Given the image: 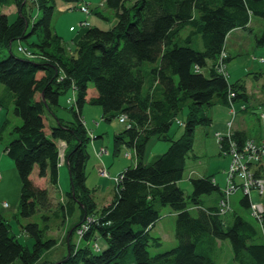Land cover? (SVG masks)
Returning a JSON list of instances; mask_svg holds the SVG:
<instances>
[{"label": "trees", "instance_id": "obj_1", "mask_svg": "<svg viewBox=\"0 0 264 264\" xmlns=\"http://www.w3.org/2000/svg\"><path fill=\"white\" fill-rule=\"evenodd\" d=\"M30 1L0 0V8L17 10L12 22L0 13V54L8 53L0 61V110L11 108L21 122L12 128L5 152L21 183L14 219L33 244H22L0 218V264H41L42 255L57 246L49 236L52 222L62 219L63 224L76 213L80 221L97 213L100 219L84 234L82 246L70 243L80 224L73 226L66 255L42 264H217L219 241L229 242L233 264H264V240L250 221L234 215L227 224L217 206H203V196L221 194L213 176L190 179L188 196L179 186L195 131L211 123L208 111L228 106L229 100L231 105L248 101L244 83L226 78V64L232 57L225 44L234 30L252 35L250 24L259 18L262 28L254 36V45L264 48V0H105L114 12L113 26L87 28L71 54L52 28L55 0ZM34 6L38 13L31 22ZM187 28L188 36L181 38ZM32 36L36 40L29 42ZM198 36L202 51L191 47ZM15 42L31 57L16 56ZM223 52L225 73L217 70ZM144 63L156 65L149 72L151 86L146 94ZM68 95L61 105L60 98ZM86 105L100 107L108 123L124 119L123 131L113 138V154L126 147L136 159L119 175L112 203L100 210L94 191L85 184L92 140L82 116ZM59 109L69 112L70 120L58 118ZM5 125L0 126V143ZM233 140L246 141L240 132L233 133ZM151 141L169 145L145 164ZM59 143L65 145L70 188L63 201L54 205L49 191L36 186L31 175L36 170L39 179L47 178L51 188H58ZM255 174L264 178V170ZM251 203L246 196L239 201L250 216ZM189 204L197 209L196 216L190 214ZM166 206L176 215L177 245L151 257L148 249L159 248L161 241L150 232L160 219V208ZM36 215L40 223L21 225V220ZM261 225L264 230V215ZM96 239L103 242L98 252L90 244Z\"/></svg>", "mask_w": 264, "mask_h": 264}, {"label": "rangeland", "instance_id": "obj_2", "mask_svg": "<svg viewBox=\"0 0 264 264\" xmlns=\"http://www.w3.org/2000/svg\"><path fill=\"white\" fill-rule=\"evenodd\" d=\"M35 1L36 0H32V2H35ZM32 2L30 1V3H32ZM99 4H100V1H99V3H96V5L93 6L91 10L92 11L98 10L99 14H103L104 16L108 17L109 20L113 19L114 18V12L112 10L108 9L104 5V1L100 5ZM33 8H36V6H34ZM36 10H37V8L35 9V11ZM10 11L12 12V10H10ZM33 11H34V9H33ZM1 12H8V11L6 10V8H0V13ZM69 13H79V12L76 10L75 11L71 10V11H69ZM34 14H35V12H34ZM16 15H17V13L9 14L8 18H9L10 22L14 21V19L16 18ZM56 16H57V14L54 17H56ZM35 18H36V16L34 15L31 22ZM93 18L94 19H100L98 14H95L93 16ZM85 20H87V19L85 18ZM256 20H257V22H255L253 24V27H252V29H253L252 30V36H251L252 42H250L249 45L247 42L245 43V46L242 48L244 50V52L242 54H237V53H234L232 51V53H231L232 59L228 63V65L231 63L229 65V66H231V68H229V66H228V70L226 69V73H228L230 69H232V72H233V75H232L231 79L229 80V82L232 83V82H235L236 80L239 79L241 82H245L249 89L251 88V85H252L253 88L251 90H253V91H255L256 88L260 87V83L258 84L257 81L254 80L252 73H253V71L255 72V71H258V69H260V68H258V63L264 64V48L263 47H256L254 45V36L259 35L261 32L260 30L262 28V27L261 28L258 27V22L261 23L262 20H260L259 18H256ZM100 21L104 24V26L102 27L104 30H108L114 24L112 22L109 23V22L105 21L102 17H101ZM86 22H88V21H86ZM80 23L78 24V28L80 30H86V27L81 26ZM70 31H74V29L71 28ZM188 34H189V29L187 28L180 33V36H181V38H186L188 36ZM247 35H251V34L248 33ZM35 40H36V37L32 36L31 38H29L28 41L31 42V41H35ZM76 42L74 43V45L76 44ZM16 44L17 43L15 42L13 45V49H12L13 53L16 56L21 57V54L16 52V49H15ZM74 47L75 46H72L71 48L68 47L69 54H71L73 52ZM191 47L195 50L202 51L201 39L199 36L194 38ZM6 55H8L7 52L1 53L0 54V61L3 60L6 57ZM252 60H255V61L257 60L258 63L252 62ZM154 67H156V65H153L150 63H144L141 67L142 73L145 77L143 94H146L148 92L150 86H151V80H150L149 72ZM249 71H252V72H249ZM259 71L263 72V80L261 81L262 82L261 84H264V70L260 69ZM207 73H208V70L203 71L204 75H207ZM226 78L229 79V77H227V76H226ZM250 92H252V91H250ZM65 98H66V96H63L60 98V103L63 106L65 103ZM253 104H254V100L251 99L249 101V105L253 106L256 109L253 108L250 110V113L246 115V118L248 119L246 121L251 127L254 128L255 131L256 130L260 131L261 125L264 126V118H263V120H261V116L264 117V105L257 106V105H253ZM56 114L62 118H70L71 117L69 112L65 111L64 109H59ZM235 114H236V111H235ZM183 115H184V112L181 116H179V121H181V118H183ZM82 116H83L84 124H86V128L89 132V137H91V139H92L90 141L89 146H88L90 157H89V160H88L87 165H86L87 180H86L85 184L89 189L94 191L93 192V200L96 204V207H97L96 209L100 210L103 207L111 204L112 201L114 200V197H115L116 192H117V185H118L117 183L114 182V179L116 178L115 176L118 177V174L120 172H124V170H126L129 166L130 167L133 166L132 162L130 161L131 159L129 158V155H128L131 150L129 151V149H127V148H121V151L118 155L113 154L114 134L121 132L124 129V126L121 125V122L118 119H114L111 121V123H108L102 119V110L100 107L88 106V105L85 106ZM179 121H177V122H179ZM232 123H233V121H232ZM97 124H98L99 128H97L98 127ZM14 127L15 126L12 125L10 132H11L12 128H14ZM231 127H232V124H231ZM231 127H230V129H231ZM204 128H208V127H199L195 131V141H194L193 151L189 155V157L186 161L183 178H182L181 182L179 183L180 188L184 192L185 196H188L191 192V186L189 184L190 179L202 178V176H215V177L219 176V179H222L223 170H225V166H226V163L228 161V163H227L228 169L225 172L226 173L225 186H224V188L220 189L221 194L218 198V202H217L216 206L219 208L220 201L225 200L227 203V208H226L227 211L225 213L226 215L224 214L225 216L223 217L225 222L227 224H230L232 221V217L234 215L241 216L242 218L250 221L256 227V229L259 230L261 237L264 240V230H263L262 225L259 222H258V224H256L255 220L251 218L248 210L243 209L239 205L240 199L244 196L242 190L240 188L232 190L231 187L228 185V171H229L231 159L229 156L224 155L222 153V151H220L219 144H218V142L216 143V141H217L216 135L219 133H214L213 139H211L210 137L208 138V136H206L204 134V131H203ZM175 129H176V125H174L171 128L170 133L172 134ZM180 131L177 135L180 134ZM263 133H264V127H263ZM92 134H95V136L100 135L99 136L100 139L94 140ZM219 135L222 136L221 134H219ZM4 138L7 139V135L4 136ZM94 141L100 142L102 145L101 149L108 151L110 153V157H105L104 155H100V153H101L100 150L95 151V155H96V157H95L93 150H92V143ZM168 145H169V143L164 142V141H151L146 147L144 162H146V163L152 162L156 157L160 156L161 154H163L167 150ZM58 148H59L60 157L62 156V158H63L65 145L63 143H61V144L59 143ZM218 148H219L220 157L218 155H216V153H215V152L218 153ZM149 149H150L151 153H149ZM131 152H133V151H131ZM66 170H67L66 171L67 172V178L61 179V182L57 186L58 188H57L56 193L53 192L52 189H50L49 185L47 187L49 189L50 196L52 198L54 205L61 203L63 201L62 196H64V193L61 194V192H59L60 191L59 188L62 189V192H65V193L69 191L70 183H69V176H68L67 167H66ZM102 171L107 172L106 177L101 175ZM250 196H251L252 201L254 203H260L262 200H264V197H262V198L259 197L258 193L255 191H253ZM216 199H217V193H214L210 196H203L201 198L203 206H205V207L212 206L214 204L213 201H215ZM4 206L6 207V204H4ZM188 208H189L190 214L192 216L197 215V211L194 209V207H192L189 204ZM99 214L100 213H97L96 215H93V216H88L85 221H80V219L78 218V213H76L75 216L72 219H70V221H67L63 224H62V219H58L57 221H53L52 222L53 228H51V231L49 232V236L51 238L56 239L57 246L54 249H52L51 251L42 255L41 264L44 262L55 263L58 260H60L63 256L66 255V252L68 249V243H69L68 233L70 230L73 229V226H75L77 224H80V225L77 227L75 234H73L72 231H71V233H69V235L73 234V236L71 237L70 243H72L74 245L82 246L84 243L82 240L84 234L89 231L90 226L92 224H98V222H99L98 219H100ZM175 218H176L175 212L169 206L160 208V219L156 222V225L151 230L150 235L154 238H160L161 246L159 248H149L148 249L149 255L151 257H153L159 253H164V252L170 251L171 249L176 247L177 243H176V240L174 238ZM29 222L40 223L39 215H36V216H34L28 220H21L20 221L21 225H25L26 223H29ZM12 225L19 232V228H20L19 225L20 224L18 225L15 221H13ZM80 231H82V232H80ZM20 242L25 245L24 238L22 240H20ZM219 243H220V246L218 248L219 250H218V255H217V259H216L217 264H233V261H232L233 256H232L231 247H230L229 242L228 241H219ZM32 244H33V240H31V245ZM90 244H92L93 247H94V245H97L99 250H100V246L103 245V242H102V240L96 239L95 241L91 242Z\"/></svg>", "mask_w": 264, "mask_h": 264}, {"label": "crops", "instance_id": "obj_3", "mask_svg": "<svg viewBox=\"0 0 264 264\" xmlns=\"http://www.w3.org/2000/svg\"><path fill=\"white\" fill-rule=\"evenodd\" d=\"M99 1H100V4L103 1L105 3V0H74L72 2H64L61 0H55V13L57 14V16L53 17L54 20L52 21V28H53L54 32L62 39L63 45L67 49H68V47L71 48L72 46H74V43L77 40H79L84 35V33L86 32V30H80L78 28V24L80 22L84 21L86 18L84 16V14H82L79 10H77L78 4L79 3H86L92 9V7L95 6L96 3H99ZM29 4H31V3L29 2ZM33 9H34V11H33ZM33 9L31 11L32 16H34V15L37 16V10L35 11L36 8H33ZM6 10L8 12H1V13L5 14L7 16H9V14L17 13L16 8L13 6L6 8ZM10 10H12V12ZM71 10H73V11L76 10L79 13H69V11H71ZM34 12H35V14H34ZM56 14H54V16ZM95 14H99V11L93 10L92 13L90 14L89 18H88V22L90 24V27H97V28L104 30L102 28L104 26V24L100 21L101 17L109 23L115 22L114 18L109 20V18L104 16L103 14L99 15L100 19H94L93 16ZM255 22H257V20H253L250 24V27H253V24ZM258 27L259 28L262 27L260 22H258ZM71 28H73L74 31H70ZM247 34H248L247 32H244L241 30H234L233 32H231L228 35L227 40H226V44H225V48H226V52H227L228 56L232 57L231 56L232 51L234 53H237V54H242L244 52V50L242 48L245 46V43L247 42L249 45V43L252 42V37H251L252 35H247ZM19 45L20 44L17 43L15 49H17V47ZM252 62L258 63L257 60L256 61L252 60ZM229 65L226 64L227 70H228ZM229 68H231V66H229ZM258 68L264 70V64L258 63ZM260 69H258V71H255V72L253 71V73H252L254 80L257 81L258 84L260 83L259 88H256V90L253 91V90H251L253 88L252 85H251V88L249 89L247 84L245 82H243L245 89H246V93L248 95V101L244 102V103L241 102V103L233 104L234 109L236 111V114L234 116L232 127L230 130H228V128H227V121L229 120L228 107L227 106L217 105L208 111V117L210 118L211 123L208 126V128H204V130H203L204 134L206 136H208V138L210 137L211 139H213L214 133H219L222 136L223 135L225 136L229 132H231V133L240 132V133H244L246 140L248 139V140H253L255 142H260L263 139V137H264L263 125H261L260 131L259 130L255 131L254 128L251 127L246 121V120H248L246 118V115L249 114L250 110L254 108L253 106L249 105V101L251 99L254 100L253 105H257V106L264 105V84H261L262 83L261 81L263 80V72L259 71ZM249 72H252V71H249ZM232 75H233V72H232V69H230L228 72V77H229L228 81L231 79ZM238 80H236V81H238ZM1 91H2V89L0 87V93H1ZM250 91H252V92H250ZM66 97L68 98L69 95ZM67 98H65V101H67ZM84 108L82 110V115H83ZM254 109H256V108H254ZM56 116L58 118H61V119L67 120V121L70 120V118H62V117L58 116L57 114H56ZM48 120L51 124H53L54 120L52 117L49 116ZM3 124H6V125H5V132L2 136V143L0 144V176H1V178H0V218H3L4 220H6L9 223L12 232L18 236L19 240H22L24 238L25 245L28 247H31V240L26 236V234H24L22 232L21 227L19 228V232H18L17 229L12 225L13 221L16 222V220L14 219V216L17 214V211H18L21 183H20V179L18 177V174H17V171L14 167L13 162L8 158V156L5 152V148L8 144V142L10 141V139H12V136H10L11 135L10 129H11L12 125L16 127V126H19L21 124V122L13 114L12 109L9 108L6 110L5 109L0 110V126ZM85 126H86V124H85ZM97 126H98V124H97ZM97 128H99V126ZM118 133H120V132H118ZM118 133H115L114 136ZM6 135H7V139L4 138V136H6ZM92 135H93L94 140L100 139L99 138L100 135H97V136H95V134H92ZM216 143H217V141H216ZM101 147H102V145L100 142L94 141L92 143V150H93L95 157H96L95 151H99L101 149ZM123 148H126V147H123ZM149 153H151L150 149H149ZM215 153H216V155H218L220 157L219 148H218V153L217 152H215ZM103 155L105 157H110V153L108 151H106V154H103ZM128 155H129V158L131 159L130 161L132 162V164L134 166L136 164V159H135L133 152L130 151ZM144 163L146 164V162H144ZM227 163H228V161H227ZM227 163L225 166V170H223L222 179H219V176H217V177L213 176V180H214L215 184L219 187V189L224 188V186H225V182H226V173L225 172L228 169ZM66 171H67L66 170V164L64 162V158H62V156H61L60 160H59V169H58V185L61 182L62 178L63 179L67 178V172ZM121 173L122 172H120L118 174V176ZM115 177H117V176H115ZM202 177H207V176H202ZM31 180L39 188L47 189L49 191V189L47 188L49 185L48 179L47 178L39 179L37 176L36 170L33 171V174L31 175ZM50 189H52V191L55 193L57 192V189H53L51 187H50ZM59 190H60L59 192H61V194L62 193L65 194V192H62V189L59 188ZM49 195H50V192H49ZM50 198H51V196H50ZM218 198H219V196L217 195V199L215 201H213L214 204L212 206L217 205ZM260 203H264V200H262ZM4 204H6V207L4 206ZM212 206H207V207H212ZM194 209L197 211L196 208H194ZM217 246L218 247L220 246L219 242H217Z\"/></svg>", "mask_w": 264, "mask_h": 264}, {"label": "built area", "instance_id": "obj_4", "mask_svg": "<svg viewBox=\"0 0 264 264\" xmlns=\"http://www.w3.org/2000/svg\"><path fill=\"white\" fill-rule=\"evenodd\" d=\"M78 9L81 13L86 16V19L90 15V8L87 4H80ZM87 20L80 23L81 26L88 28L89 23ZM18 51L30 58L31 55L22 47L18 48ZM227 58V54L223 52L218 61L217 70L221 73H225L224 60ZM233 97V94L230 95V98ZM228 105V115L229 121H227L228 130H230L233 118L235 116V110L233 105ZM261 116V120H263ZM121 123H124V119L119 120ZM264 127V126H263ZM216 140L219 144L220 151L224 155L230 157V167L228 171V185L232 190L241 189L244 196L250 198V195L253 191L257 192L259 197L264 196V178H257L255 171L264 170V137L260 142H255L253 140H246L242 143L241 147H238L233 140V133L229 132L225 136L216 135ZM100 155L106 154V151L100 149ZM101 175L107 176L106 171H102ZM1 178V176H0ZM121 177H116L114 179L115 183H119ZM227 203L225 200H221L219 203V213L224 215L226 213ZM251 216L256 219L260 224H262V217L264 215V204L251 203L250 207ZM86 225V224H85ZM84 225V226H85ZM82 232V231H80ZM79 233V232H78ZM94 251L98 252L99 248L97 245L93 247Z\"/></svg>", "mask_w": 264, "mask_h": 264}, {"label": "bare ground", "instance_id": "obj_5", "mask_svg": "<svg viewBox=\"0 0 264 264\" xmlns=\"http://www.w3.org/2000/svg\"><path fill=\"white\" fill-rule=\"evenodd\" d=\"M236 143V145L238 146V147H241V145L242 144H239V143H237V142H235ZM247 197V196H246ZM249 198V197H248ZM218 208V207H217Z\"/></svg>", "mask_w": 264, "mask_h": 264}]
</instances>
